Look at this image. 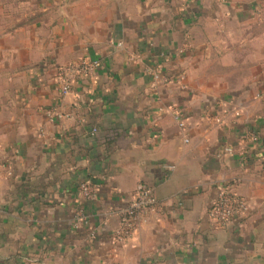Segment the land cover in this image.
Returning <instances> with one entry per match:
<instances>
[{
	"label": "crops",
	"instance_id": "crops-1",
	"mask_svg": "<svg viewBox=\"0 0 264 264\" xmlns=\"http://www.w3.org/2000/svg\"><path fill=\"white\" fill-rule=\"evenodd\" d=\"M139 183L160 209L114 245ZM0 264H264V0H0Z\"/></svg>",
	"mask_w": 264,
	"mask_h": 264
},
{
	"label": "built area",
	"instance_id": "built-area-1",
	"mask_svg": "<svg viewBox=\"0 0 264 264\" xmlns=\"http://www.w3.org/2000/svg\"><path fill=\"white\" fill-rule=\"evenodd\" d=\"M98 66L99 62L96 60L79 59L58 67L55 71V81L61 86V94L63 96L69 94L81 77L91 75ZM155 78L165 83L171 81L168 77H162L161 72H156ZM175 119L185 141L188 142L187 119L181 113H176ZM217 122L221 123L220 120ZM227 151L229 152V149ZM78 191L85 200H94L98 196V189L89 180L82 182ZM159 209L160 203L154 189L145 183H139L125 205L117 211L120 223L119 228L112 236V243L117 246L128 243L141 228L149 223L150 215L158 212ZM250 211L249 201L238 194L232 186L225 185L211 203L207 215L215 226L225 228L234 221L246 218ZM78 216L81 221L85 220L82 213H79Z\"/></svg>",
	"mask_w": 264,
	"mask_h": 264
}]
</instances>
